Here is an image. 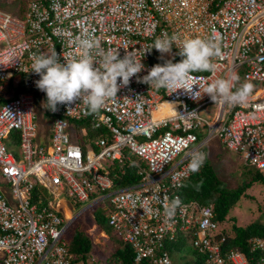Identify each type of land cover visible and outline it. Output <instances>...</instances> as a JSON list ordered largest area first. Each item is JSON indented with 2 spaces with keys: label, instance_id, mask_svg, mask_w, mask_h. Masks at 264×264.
Wrapping results in <instances>:
<instances>
[{
  "label": "built area",
  "instance_id": "built-area-1",
  "mask_svg": "<svg viewBox=\"0 0 264 264\" xmlns=\"http://www.w3.org/2000/svg\"><path fill=\"white\" fill-rule=\"evenodd\" d=\"M164 33L181 42L218 35L215 72L193 73V90L215 79L237 87L249 82L248 103L217 106L207 95L194 101L183 89L170 95L134 76L98 116L82 101L47 111L40 90L36 109L34 54L71 60L79 38L90 37L103 51L118 49L120 58L128 52L142 58L143 77L158 63H176L177 44L163 57L151 50ZM167 102L174 108L160 112ZM209 105L214 114H201ZM39 119L49 120L43 139H37ZM85 119L102 133L87 139ZM211 136L264 173V0H28L21 15L0 9V264H102L90 253L74 259L65 239L68 222L51 198L85 206L105 200L106 223L133 250L132 264H174L164 242L178 232L189 234L197 264H264V235L246 238L247 254L222 249L227 234L212 206L180 199L191 156ZM130 155L137 180L114 188L112 170L123 173ZM174 200L180 206L169 217L165 210Z\"/></svg>",
  "mask_w": 264,
  "mask_h": 264
},
{
  "label": "clouds",
  "instance_id": "clouds-1",
  "mask_svg": "<svg viewBox=\"0 0 264 264\" xmlns=\"http://www.w3.org/2000/svg\"><path fill=\"white\" fill-rule=\"evenodd\" d=\"M174 44L178 45L176 55L181 57L180 61L158 63L148 69L147 75L143 77L138 76L145 70L142 58L137 60L130 52L120 58L118 49L103 51L99 49V42L90 37L79 38L78 56L71 60L62 61L60 54L56 52L34 54L29 72L40 77L35 85L46 94L42 107L53 113L58 111V105L82 101L88 114L98 116L106 102L117 97L118 91L128 86L134 76L138 82L157 90L165 89L170 95L183 89L194 101L207 95L217 106L248 103L254 89V85L249 82L240 84L233 91L230 80L215 79L207 86H199L198 90H193V85H197L194 83L193 73L215 72L216 65L213 61L221 55L218 35L214 33L205 39L185 38L181 42L178 35L169 36L164 33L154 40L151 50H157L163 57L165 54H172ZM189 115L197 114L193 112ZM205 159L204 153H193L188 168L191 172H198ZM179 206V200L172 201L165 210L166 214L173 216ZM100 231L104 234V231Z\"/></svg>",
  "mask_w": 264,
  "mask_h": 264
},
{
  "label": "trees",
  "instance_id": "trees-1",
  "mask_svg": "<svg viewBox=\"0 0 264 264\" xmlns=\"http://www.w3.org/2000/svg\"><path fill=\"white\" fill-rule=\"evenodd\" d=\"M180 59L181 57L178 55H173L174 62H179ZM235 80L240 81L239 76H236ZM236 87L237 86H233V91H235ZM34 93L36 109H39V90H36ZM82 123L86 128L87 139H91L97 134L102 133V131L94 130L89 125L87 119L82 120ZM199 137L200 135H198V138ZM12 152L16 155L14 149H12ZM202 153H204V150ZM135 161L136 158L133 155H130L128 163L123 165V173H120L117 168L112 170V172L117 175V177H114V188L128 186L137 180V176L134 173L136 170ZM243 168L248 171V179L242 180L239 185L233 188H228L224 182L217 177L215 171L212 170L205 159L204 164L199 171L192 172L183 181L182 186L178 190L180 199L182 201L195 200L202 205H211L214 211V218L218 221H223L228 209L240 198L241 195H243L245 189L250 187L254 182H260L261 184L264 183V173L247 165H244ZM250 169H253V171L251 172ZM92 214L94 223H96L98 228L104 230V224L107 225L104 212L101 209L99 211L92 210ZM69 230H71V233L68 234ZM69 230L67 229V232L65 233V239L68 249L74 255V259L77 255H85L88 253L91 249V241L81 229H78V223ZM226 234L227 236L222 244V249L233 247L247 254V249L245 247L246 238L252 235H264V221H253L245 226L232 224L231 235L228 233ZM111 235L117 240V244L112 251L113 261L118 262V264H132L133 250L129 245L118 240L113 233ZM189 240L188 233L178 232L173 240L164 242L165 250L168 252L171 261L176 262H173L174 264H197L200 261V256L194 249L190 253L189 259H185L187 258V255L179 254V250L182 249L184 244H190ZM253 257L254 259H257L259 255L254 254ZM105 262H107V260H105ZM102 264L104 263L102 262Z\"/></svg>",
  "mask_w": 264,
  "mask_h": 264
},
{
  "label": "rangeland",
  "instance_id": "rangeland-1",
  "mask_svg": "<svg viewBox=\"0 0 264 264\" xmlns=\"http://www.w3.org/2000/svg\"><path fill=\"white\" fill-rule=\"evenodd\" d=\"M27 2L28 0H0V9L11 14L21 15ZM237 76H239V80H241L239 72ZM172 108H174V105L167 102L160 107V112L165 113ZM200 113L207 116L213 115V106H205L201 109ZM48 124L49 120L47 119L38 120L37 139H43V136L47 132ZM72 126L73 125L70 124L69 132L71 139L75 140L71 132ZM79 129L82 130V128ZM201 135L204 136V132H201ZM81 146L83 145L81 144ZM203 150L206 155L207 163L210 165L212 170L215 171L217 177L222 180L228 188H233L239 185L242 180L248 179V171L244 170V164H242L239 160L237 153L226 149L216 137L211 136L207 139ZM101 161L104 162L103 159ZM174 161L175 160L171 161L168 166H170ZM250 171L252 172L253 169H250ZM51 203L55 209H57L61 214H64V218L69 225L68 230L78 223V229H81L90 238L91 249L88 253L97 257L101 263L118 264V262L113 261L112 257V251L117 244V240L111 234L113 233L115 235V233L106 224H104L103 229L105 231H102L105 232V236H102L100 234L101 229L98 228L93 220L92 210L99 211L102 206L106 205L105 200L94 206H85L84 204L86 202L75 204L65 199L60 200L52 198ZM78 212L80 213L78 214ZM258 220L264 221V186L260 182H254L250 187L243 191V195H241L240 198L228 209L223 221L220 223V226L224 231H226V233L231 235L232 224L245 226L250 222ZM69 233H71V230L68 231V234ZM115 237L120 240L116 235ZM192 250L193 247L191 244H184L182 249L179 250V254H184L185 256L187 255V258L185 259H189V255ZM104 259L107 260V262H105Z\"/></svg>",
  "mask_w": 264,
  "mask_h": 264
},
{
  "label": "bare ground",
  "instance_id": "bare-ground-1",
  "mask_svg": "<svg viewBox=\"0 0 264 264\" xmlns=\"http://www.w3.org/2000/svg\"><path fill=\"white\" fill-rule=\"evenodd\" d=\"M158 114V113H157Z\"/></svg>",
  "mask_w": 264,
  "mask_h": 264
}]
</instances>
